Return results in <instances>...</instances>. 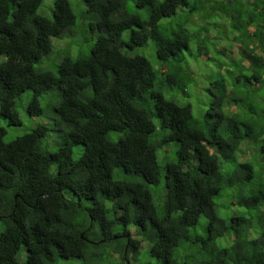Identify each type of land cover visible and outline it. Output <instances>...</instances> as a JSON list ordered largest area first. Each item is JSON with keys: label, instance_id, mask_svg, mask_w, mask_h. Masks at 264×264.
Returning a JSON list of instances; mask_svg holds the SVG:
<instances>
[{"label": "trees", "instance_id": "16d2710c", "mask_svg": "<svg viewBox=\"0 0 264 264\" xmlns=\"http://www.w3.org/2000/svg\"><path fill=\"white\" fill-rule=\"evenodd\" d=\"M43 2L0 0V264H264V0H84L95 38L54 71L35 65L76 16ZM216 14L230 52L211 44ZM148 40L158 69L131 55ZM186 54L218 58L200 117L158 86H194ZM25 92L59 136L4 141Z\"/></svg>", "mask_w": 264, "mask_h": 264}, {"label": "rangeland", "instance_id": "374dc122", "mask_svg": "<svg viewBox=\"0 0 264 264\" xmlns=\"http://www.w3.org/2000/svg\"><path fill=\"white\" fill-rule=\"evenodd\" d=\"M53 3L54 0H44L43 4L39 7V14L51 17L52 15V9H53ZM71 9L73 13L76 16V29L78 32L75 37L72 38L71 36H68V38H65L66 35H63L59 38H52L51 43L54 51H56V54L51 57V55L44 56L41 58V60L35 65L36 68L41 69H47L50 71H54L55 67L57 66L58 61L60 58L65 56V54L68 52V55L74 59L76 58L78 54V50H80V47H78L77 43L82 42L88 39V41L81 45V47H88L93 42L95 36L93 34L89 33V30L87 28V25L89 24L88 14L86 12V5L84 0H69ZM210 24H216L217 26L211 29V32L213 33L211 38V44L214 46H217L221 43V46L223 49H226V51L230 52L232 50L233 45L230 41H228L225 37L223 40L220 41V37H223L224 35L229 36L231 35V32L227 30L228 23L227 21L221 19L219 15H212L210 18ZM223 24V25H222ZM125 37L129 36V32L126 31L124 33ZM215 39V40H214ZM63 41V42H62ZM76 42V43H75ZM78 47V48H77ZM62 52V53H60ZM132 56L134 55H143L146 57L150 63L153 65L155 69H158L160 67V62L157 60L155 51H154V44L152 40H148L147 43L140 48L135 49L132 53ZM228 56V54H227ZM51 57V58H50ZM226 57V56H225ZM221 58V57H220ZM224 58V57H223ZM222 58V59H223ZM186 67L189 69V71L194 75L195 77V84L194 86L189 90L188 88L185 90L180 89L177 86L168 87L164 84H162L160 81L158 82V86L161 87L162 94L168 98L173 99L176 104L180 106H184L189 104L191 106V111L194 116L200 117L202 116L203 112L208 107L209 99L206 95V89L208 88V84L210 81H212L215 77V73L217 71V67L219 65L218 58L214 59L216 61H204L203 56H193L189 57L188 54H186ZM209 63V64H207ZM54 94V92H53ZM29 92H25L22 96V99L18 101L21 108L19 110V118L21 121V124L19 126H9L6 128V133L4 135V141L8 142L15 137L21 136L28 132L32 127H34L37 124L46 125L50 130L49 133L53 134L52 138H55L60 135L58 131H55L52 128V125H50L47 118H44L42 116H29L27 112L24 110V107L26 106V103L29 100ZM48 94H43L42 98L48 99ZM44 104V103H43ZM154 123H156V120H153ZM0 126L6 127V121L2 118H0ZM118 134H112L111 138L115 140L117 138ZM57 142H60V139L58 138ZM60 145V144H59ZM58 146V145H56ZM175 144L169 143L164 149V153L166 154L165 158L166 160H174L175 155ZM80 150H76L73 152V158L76 159ZM248 154V153H247ZM158 156H161V152L158 154ZM251 158V155L249 153V156L244 157L242 156L243 160H249ZM260 158V157H258ZM257 159V158H256ZM161 160V159H160ZM165 160V159H164ZM163 162V160H161ZM255 162H258L260 165L264 167V159L256 160ZM234 163H228L227 165H224V170L229 168V166H233ZM257 168H260L257 166ZM226 173V172H224ZM113 176L115 178L125 179L129 175L122 173L119 169L115 170L113 172ZM219 203V202H218ZM220 205V204H219ZM218 205V206H219ZM220 207V206H219ZM143 246V245H142ZM144 247V246H143ZM142 247V248H143ZM76 260H64L62 261V264H74L76 263ZM154 262V261H153ZM152 264H159L158 262H154Z\"/></svg>", "mask_w": 264, "mask_h": 264}, {"label": "clouds", "instance_id": "9594fccd", "mask_svg": "<svg viewBox=\"0 0 264 264\" xmlns=\"http://www.w3.org/2000/svg\"><path fill=\"white\" fill-rule=\"evenodd\" d=\"M128 264V263H127Z\"/></svg>", "mask_w": 264, "mask_h": 264}]
</instances>
